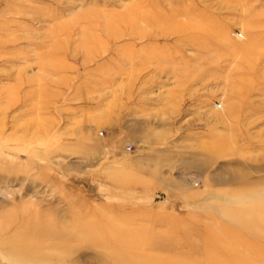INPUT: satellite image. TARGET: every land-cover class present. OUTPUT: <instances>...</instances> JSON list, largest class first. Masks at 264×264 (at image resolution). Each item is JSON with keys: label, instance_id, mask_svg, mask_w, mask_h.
I'll use <instances>...</instances> for the list:
<instances>
[{"label": "rangeland", "instance_id": "374dc122", "mask_svg": "<svg viewBox=\"0 0 264 264\" xmlns=\"http://www.w3.org/2000/svg\"><path fill=\"white\" fill-rule=\"evenodd\" d=\"M0 264H264V0H0Z\"/></svg>", "mask_w": 264, "mask_h": 264}, {"label": "bare ground", "instance_id": "6f19581e", "mask_svg": "<svg viewBox=\"0 0 264 264\" xmlns=\"http://www.w3.org/2000/svg\"><path fill=\"white\" fill-rule=\"evenodd\" d=\"M33 235V234H32Z\"/></svg>", "mask_w": 264, "mask_h": 264}]
</instances>
